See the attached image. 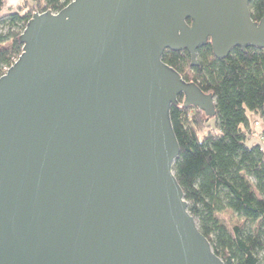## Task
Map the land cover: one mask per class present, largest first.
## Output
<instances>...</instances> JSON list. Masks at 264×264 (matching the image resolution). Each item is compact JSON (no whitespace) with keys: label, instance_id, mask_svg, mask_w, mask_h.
I'll return each mask as SVG.
<instances>
[{"label":"water","instance_id":"obj_1","mask_svg":"<svg viewBox=\"0 0 264 264\" xmlns=\"http://www.w3.org/2000/svg\"><path fill=\"white\" fill-rule=\"evenodd\" d=\"M250 0H71L0 76V264H224L173 172L169 111L215 101L162 60L264 48ZM189 20V22L187 21Z\"/></svg>","mask_w":264,"mask_h":264},{"label":"trees","instance_id":"obj_2","mask_svg":"<svg viewBox=\"0 0 264 264\" xmlns=\"http://www.w3.org/2000/svg\"><path fill=\"white\" fill-rule=\"evenodd\" d=\"M70 1L21 0L4 11L0 0V76L21 54L32 14L58 12ZM249 10L259 21L264 0H250ZM162 60L215 101L214 116L184 107L182 94L169 111L179 144L173 172L188 211L224 264H264V149L248 141L256 132L247 116L259 117L264 134V48L235 46L219 59L207 42L196 51V66L185 49L165 50Z\"/></svg>","mask_w":264,"mask_h":264},{"label":"rangeland","instance_id":"obj_3","mask_svg":"<svg viewBox=\"0 0 264 264\" xmlns=\"http://www.w3.org/2000/svg\"><path fill=\"white\" fill-rule=\"evenodd\" d=\"M20 2L21 0H4V11L16 9ZM247 116L250 128L254 129L256 133L262 129L263 124L256 114L251 111H247ZM255 121L258 122V125H255ZM212 123L213 122L211 121L210 124Z\"/></svg>","mask_w":264,"mask_h":264},{"label":"built area","instance_id":"obj_4","mask_svg":"<svg viewBox=\"0 0 264 264\" xmlns=\"http://www.w3.org/2000/svg\"><path fill=\"white\" fill-rule=\"evenodd\" d=\"M8 68L5 69V72ZM4 72V73H5ZM3 73V74H4ZM255 125H258V122L255 121ZM248 141L250 142H257L261 145L262 149H264V134H261L259 131L255 133V135H252L251 137L248 138Z\"/></svg>","mask_w":264,"mask_h":264},{"label":"crops","instance_id":"obj_5","mask_svg":"<svg viewBox=\"0 0 264 264\" xmlns=\"http://www.w3.org/2000/svg\"><path fill=\"white\" fill-rule=\"evenodd\" d=\"M251 130L255 131V130H254V129H252V128H251ZM259 131H260V130H259ZM253 135H255V134H253Z\"/></svg>","mask_w":264,"mask_h":264}]
</instances>
